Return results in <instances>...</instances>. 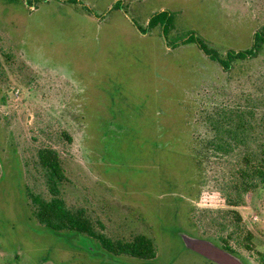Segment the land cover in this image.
Instances as JSON below:
<instances>
[{
  "label": "rangeland",
  "instance_id": "rangeland-1",
  "mask_svg": "<svg viewBox=\"0 0 264 264\" xmlns=\"http://www.w3.org/2000/svg\"><path fill=\"white\" fill-rule=\"evenodd\" d=\"M161 10L174 16L168 35L141 32ZM263 27L264 0H0V264H216L182 233L264 263V183L229 190L243 154L264 146V45L225 70L182 42L195 33L224 57ZM239 121L247 144L217 149V129ZM45 148L66 206L113 241L145 234L154 258L38 221Z\"/></svg>",
  "mask_w": 264,
  "mask_h": 264
},
{
  "label": "trees",
  "instance_id": "trees-1",
  "mask_svg": "<svg viewBox=\"0 0 264 264\" xmlns=\"http://www.w3.org/2000/svg\"><path fill=\"white\" fill-rule=\"evenodd\" d=\"M119 6V2H116L114 5V7ZM173 20L174 16L169 10H161L149 18L146 28L141 30V32L145 33L150 29H154L156 26H160L163 34L167 36L173 26ZM253 38L254 40L251 48L239 51L230 49L225 53L224 57H222L217 50L209 48L195 35V33H189L182 42L196 43L206 56L219 62L223 69L228 70L233 61L237 59H247L258 54L262 45H264V27L261 30H257L254 33ZM174 45L176 46L177 44ZM242 124L243 123H240L239 121L234 128L221 127L217 129L218 135H215V141L211 140L216 144V148L222 152H229L231 148L224 147L226 144L235 143L234 146L247 144L246 141L248 138L240 134L245 133L241 132V129H246ZM37 159L39 166L44 171L45 184L51 194L50 198H45L42 195L33 193L30 194L31 202L34 206V215L40 223L49 227L53 231L81 235L85 234L88 237L96 238L99 241L101 248H103L108 254L115 256L126 254L131 257L145 260L154 258V243L152 239L145 234H137L131 240L127 241H113L106 235L97 233L94 230L92 223L82 211H71L66 206L59 196V188L64 181L65 175L56 150L51 148L41 149L37 153ZM242 161L240 164H243V167H235L233 171L234 175L241 176V183H234L229 190L234 189L235 191L249 192L256 186L255 179L264 183V146L258 148L256 153H254V151H246L242 156ZM228 202L231 206H238L234 201ZM233 212H235V219L237 221H242L241 215L237 211ZM224 244L225 245L222 248L233 254V250L228 247L227 243ZM262 256L264 257V255Z\"/></svg>",
  "mask_w": 264,
  "mask_h": 264
},
{
  "label": "water",
  "instance_id": "water-1",
  "mask_svg": "<svg viewBox=\"0 0 264 264\" xmlns=\"http://www.w3.org/2000/svg\"><path fill=\"white\" fill-rule=\"evenodd\" d=\"M185 247L216 264H244L237 256L209 239L181 234Z\"/></svg>",
  "mask_w": 264,
  "mask_h": 264
}]
</instances>
